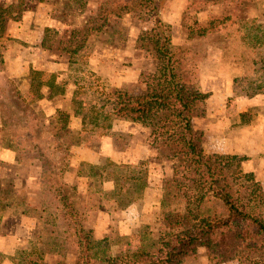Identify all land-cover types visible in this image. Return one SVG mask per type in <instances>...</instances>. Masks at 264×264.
Returning <instances> with one entry per match:
<instances>
[{"label": "rangeland", "instance_id": "obj_1", "mask_svg": "<svg viewBox=\"0 0 264 264\" xmlns=\"http://www.w3.org/2000/svg\"><path fill=\"white\" fill-rule=\"evenodd\" d=\"M0 6L9 7L0 27V63L10 49H21L31 61L25 66L29 72L24 71L28 82L0 74V146L13 148L23 166L1 171L0 231L4 225L2 232L12 234L16 221L24 218L17 232L22 237L10 241L6 252L0 251V264H31L38 259L49 264L86 260L107 264L104 260L152 248L174 215L185 211V199L173 196L175 181L197 186L189 176L182 177L187 172L181 159L168 157L169 148L152 127L129 120L115 125L121 148L139 140L155 150L153 158L118 164L102 156L89 162L79 160L75 152L83 146L100 153L104 135L115 134L112 128L118 119L104 123L92 109L95 91L148 93L159 66L156 31L166 33L164 27L154 29L159 19L170 30L184 76L206 94L192 107L193 122L202 129L206 153L222 156L219 183H228L238 196L246 191L243 187H259L255 212L264 218V169L259 164L264 153L256 152L257 147L224 151L233 131L253 128V142L257 146L262 142L255 131L264 129V96L256 97L264 94L260 66L264 43L254 35L264 32V0H184L179 17L171 14V6L160 12L146 0H0ZM165 33L161 44L166 42ZM82 43L79 52L72 53ZM97 50L104 51L100 71L90 65ZM36 61L44 66L37 68ZM89 72L99 77L100 84L93 88ZM228 83L232 92L224 94ZM260 85L261 91L255 93ZM42 97L60 107L44 110L50 105L42 106ZM234 155L237 158H228ZM0 165L4 168L5 163L0 160ZM240 170L252 172L255 182L241 177ZM106 179H113L116 186L104 187ZM184 264L251 262L239 258L221 262L199 248Z\"/></svg>", "mask_w": 264, "mask_h": 264}, {"label": "trees", "instance_id": "obj_2", "mask_svg": "<svg viewBox=\"0 0 264 264\" xmlns=\"http://www.w3.org/2000/svg\"><path fill=\"white\" fill-rule=\"evenodd\" d=\"M146 1L151 5L153 3V10H160L164 0ZM8 8L0 6V27L3 26ZM101 27L102 25L99 28ZM160 27H164L166 33H163L167 34L163 44L160 43L163 33L157 30ZM90 29L91 32L95 31L94 28ZM154 29L157 30L158 37L156 51L159 66L153 75V82L148 85V93L132 96L123 89H115L110 92L102 90L98 95V91H95L93 100L96 102L92 109L97 116L103 117L104 123L110 124L114 119H121L152 127L164 140L162 145L169 148L171 154L168 157L181 159L180 166L183 167V172H187L182 177L189 176L197 187H185L186 184L182 181H175L173 196L185 199V211L174 215L168 231H165L156 245L104 262L184 264L199 248H205L213 259L221 262L239 258L250 261L251 264H264V218L255 212L260 205V188L243 187L246 191L238 196L228 183H219L220 175L224 172L219 161L222 156L206 153L202 129L193 122L192 107L196 101L204 99L206 94L184 76L182 68L179 67L182 60L177 56V47L172 42L168 26L159 19ZM254 36L259 44L264 43V32L261 36ZM84 43L74 47L72 53L79 52ZM42 46L44 47V41ZM260 62L264 70V60ZM34 73L38 71L34 70ZM89 73L94 76V79L90 76L89 86L93 88L94 84H100L99 77ZM44 85L49 83H38V86ZM262 86L257 87L255 93H259ZM59 113L63 114L60 111ZM228 158L234 159L237 156ZM239 173L245 180L255 182L252 172L240 170ZM189 179L186 181L189 182ZM66 206L71 216L74 215L71 204L66 203ZM31 264L49 263L38 259ZM84 264L94 263L86 260Z\"/></svg>", "mask_w": 264, "mask_h": 264}, {"label": "crops", "instance_id": "obj_3", "mask_svg": "<svg viewBox=\"0 0 264 264\" xmlns=\"http://www.w3.org/2000/svg\"><path fill=\"white\" fill-rule=\"evenodd\" d=\"M165 6L170 7L171 6V14H174V16L179 17L181 15V9L182 7H184V0H164L163 4L160 8V12L163 11V8H165ZM173 6H176L175 9H173ZM167 8V7H166ZM177 8V9H176ZM175 10V11H174ZM162 18V17H161ZM178 26L172 27V29L174 30V32H176V36L178 35ZM175 42V40H174ZM23 51L21 49H19V51L17 52H13L12 49L10 50H6L4 53V64L0 63V70L2 68L3 65L6 66V70H3L0 72L1 75H3V77L9 78L11 80H17V81H21L23 84V82H28L29 81V77H28V73L25 74L24 71L27 70V72H29L30 69H26L25 66L27 67L28 65H30V60H28V58L24 57L22 53ZM110 59V56H107ZM111 60L113 61L114 64H116L118 61L116 59L115 55L111 56ZM116 60V61H115ZM37 64H35V66L37 68H42L44 66L43 62L40 61H36ZM123 64V63H121ZM90 65L92 66V68L96 71H100V69L103 68L104 66V51H100L97 50L94 52V56L90 59ZM50 66V65H49ZM34 67V66H33ZM24 73V75H22ZM230 78H232L233 73H230ZM125 77V74H123L122 79ZM220 79V78H218ZM31 80V79H30ZM229 80V78H228ZM24 82V83H25ZM115 84V83H114ZM119 86V84L117 85ZM232 87L229 86L228 83V87H223L224 94H230L232 91L230 90V88ZM46 90V91H45ZM48 88L44 89L45 92V96H48ZM68 91L63 94V96L68 95ZM264 96V94L260 93L257 94L256 97L259 96ZM264 98V97H263ZM40 99V98H39ZM40 102L42 103V106L45 105H50L48 107H46L44 110H49L50 112H54L57 110V108L60 107L59 104L48 100L47 102L43 99V97L40 99ZM241 107V105H240ZM0 113H3V109L0 107ZM75 119L74 115L71 116V121H70V125H68V127L70 128V130H73L74 127H71V123L72 120ZM121 119L116 120L113 123V128L112 130L114 131L112 135H107L102 138V140L100 141V153H98L97 151H92L89 150L86 147H77L76 148V157L79 160H85V161H89V162H96L98 161L99 157L104 156L105 160H110L111 162L114 163H136L139 162L140 160H144V159H148V158H153L154 156H156L155 154V150H153L152 148H150L147 145H144V143H141L139 140L138 141H132L131 143H129L128 145H126V147L121 148L119 146V138H118V133H120V129L117 128V123H120ZM2 124V123H1ZM0 124V126H1ZM119 130V131H118ZM123 133V131L121 132ZM255 133L258 135V137H260L262 139V142L260 145H256L255 142H253L252 136H253V128L251 130H245L244 132H240L238 133L237 131H233L231 133V137L228 138V142H226L224 144V148L226 152H240L238 151V149H242V151L247 150V151H254V148L257 147L256 152H263L264 153V129H262L261 131L257 132L255 131ZM240 137V138H238ZM255 144V145H254ZM223 147V146H222ZM18 153L10 147L7 146H0V160L3 161L5 163L4 168L2 165H0V175L1 173L5 170H7L8 166H13L16 165L17 167H19V169L22 166V164H20L18 162ZM261 169H264V156L262 157V160H260L259 162ZM18 169V170H19ZM2 171V172H1ZM262 173L264 174V170L262 171ZM116 183L113 179H106V181H104V187H115ZM148 194V192H146V195ZM23 216L21 215L20 218H22ZM16 219V218H15ZM14 219V220H15ZM24 218L20 219L19 221H16V223L14 224V230L12 234H7L5 232H2V228L4 227V225L1 227V231H0V251L1 252H6L7 248H8V243L11 241H15L18 238H21L22 235L17 233L22 229V225H23V220ZM0 223H2L0 221ZM4 224V223H3Z\"/></svg>", "mask_w": 264, "mask_h": 264}]
</instances>
